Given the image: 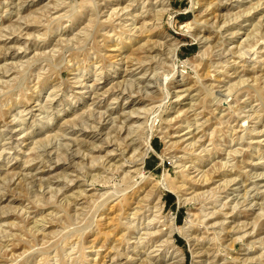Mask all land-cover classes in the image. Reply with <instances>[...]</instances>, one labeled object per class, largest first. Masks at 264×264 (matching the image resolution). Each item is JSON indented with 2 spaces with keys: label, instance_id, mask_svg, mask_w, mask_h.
<instances>
[{
  "label": "rangeland",
  "instance_id": "1",
  "mask_svg": "<svg viewBox=\"0 0 264 264\" xmlns=\"http://www.w3.org/2000/svg\"><path fill=\"white\" fill-rule=\"evenodd\" d=\"M263 209L264 0H0V264H264Z\"/></svg>",
  "mask_w": 264,
  "mask_h": 264
},
{
  "label": "bare ground",
  "instance_id": "2",
  "mask_svg": "<svg viewBox=\"0 0 264 264\" xmlns=\"http://www.w3.org/2000/svg\"><path fill=\"white\" fill-rule=\"evenodd\" d=\"M209 4V3H208ZM189 24H191V22L189 23V22H185L182 26H187L188 27V25ZM199 36V35H198ZM235 53V52H234ZM233 53V54H234ZM145 73V72H144ZM164 98V97H163ZM22 120V119H21ZM152 123V122H151ZM254 128V127H253ZM253 130V129H252ZM125 139V138H124ZM131 140V139H130ZM146 142V145L148 146V147H150V148H152L151 147V141H150V135H148V137H147V141H145ZM120 143V142H119ZM135 148V147H134ZM236 153V152H235ZM139 156V155H138ZM139 159H142V156L139 158ZM226 162H228V161H226ZM225 163V162H224ZM236 165V164H235ZM139 171H141V167L138 169ZM232 170V169H231ZM206 171V170H205ZM223 172H225V171H223ZM142 173H143V171H142ZM201 173V172H200ZM201 177H202V179H201V181L202 182H207L209 179H212V174L211 173H208V171H206V172H204L203 171V173L200 175ZM230 177V176H229ZM227 179V178H226ZM225 179V180H226ZM229 179V178H228ZM230 179H231V177H230ZM229 179V180H230ZM232 179H234L233 177H232ZM232 179L230 180V181H232ZM182 180H184V179H182ZM187 180V179H186ZM200 180V179H199ZM198 180V181H199ZM229 180L227 181V182H229ZM186 182V181H185ZM137 183V182H136ZM226 183V182H225ZM155 184H157V183H155ZM182 184V183H181ZM189 184V183H188ZM183 185V184H182ZM186 185V184H185ZM165 186H167V187H169L170 189L171 188H175V186H174V184H172V182L171 183H169L168 185H165ZM189 186V185H188ZM187 186V187H188ZM225 186V185H224ZM227 186V185H226ZM155 187V186H154ZM159 189V186H157L156 188H153V190L151 191V193H150V191H148L149 192V196H152L153 198L151 199V200H153V199H156V202L155 203H153L154 205V207L155 208H157V210L156 211H160L161 209H162V207H163V200H162V195L160 194V190H158ZM146 191V192H147ZM147 195H148V193H147ZM246 195V194H245ZM111 196V195H110ZM114 196V195H113ZM146 196V194L144 195V197ZM112 197V196H111ZM143 196L141 197V199L142 198H144ZM146 197H148V196H146ZM145 200H148L147 198L145 199ZM136 202H138V206L136 207V208H134L135 210H134V212H132L133 214H137L138 212H139V210L140 209H142L143 208V205L141 206V201H136ZM143 202V201H142ZM104 203V202H103ZM102 203V204H103ZM144 203V202H143ZM149 202L147 201V204H148ZM148 206V205H147ZM100 207V206H99ZM264 210V209H263ZM95 216V215H94ZM128 221V220H127ZM93 223V222H92ZM174 224V222L173 221H171L170 222V224L168 225V230H167V232H166V234H167V236H166V239H167V241L168 242H170L171 241V237H172V229H171V227H172V225ZM88 226V225H87ZM187 227H190V225H188ZM86 229V228H85ZM189 230V229H188ZM109 231V230H108ZM110 232V231H109ZM251 232V231H250ZM112 233V232H111ZM64 240V239H63ZM161 243V242H160ZM171 245V244H170ZM174 245L175 244H172L171 246H172V250H171V252L173 253L174 252V254H173V256L172 257H174V258H177V260H179V261H183V252L181 251V250H179V249H177V248H174ZM72 247V246H71ZM61 248V247H60Z\"/></svg>",
  "mask_w": 264,
  "mask_h": 264
}]
</instances>
